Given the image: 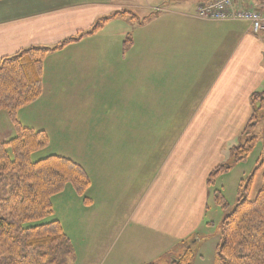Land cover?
I'll return each instance as SVG.
<instances>
[{
    "label": "rangeland",
    "instance_id": "374dc122",
    "mask_svg": "<svg viewBox=\"0 0 264 264\" xmlns=\"http://www.w3.org/2000/svg\"><path fill=\"white\" fill-rule=\"evenodd\" d=\"M64 1L110 3L115 7L117 5L119 10L130 13L135 19L131 20L129 16L125 20L112 19L100 35H86L81 44L86 47V52L66 51L48 57L53 53L51 52L45 57L40 97L16 114L21 126L43 131L48 137V145L34 153L32 161L58 155L81 164L89 174L93 171L95 177L94 187L90 189V181V187L84 195L89 200L88 203L84 204L83 198L76 195L70 186L55 197L71 190L84 207H89L92 204L89 192L97 191L106 208L110 204L111 207L120 205L130 209L141 199L146 210L144 216L147 218L139 225L144 240L153 242L159 239L161 242L168 240L167 231L182 233L191 229L182 240L193 250L191 264H216L220 225L233 209L239 185L241 195H246L250 200L255 198L262 186V170L256 168L264 144V117L256 111L257 106L247 101L245 86H240V90L236 88L239 82L245 80H235V86L230 85L229 80H226L227 83L221 81L218 90L212 89V80L208 78L195 80L194 83H190L191 80H160L162 70L160 73L155 66L146 68L144 65L141 47L148 32L157 28L154 24L146 29L153 17L162 15L165 9L167 12H183L184 10L177 8L180 5L185 10L188 6L191 9L193 5L190 2L197 0L50 2L56 6ZM16 8L17 4L12 2L0 3V11ZM19 9H23V5ZM96 48H100V52H93ZM82 55L90 56L87 58L90 62L88 66L80 67L86 62ZM259 68L261 74L264 73V58H261ZM248 82L252 84L251 86L248 83V90L253 87L255 93L264 92V80ZM209 87L210 94L208 98L205 97L207 100L203 101L202 108H198L202 103L199 101L201 93ZM232 90L239 92L234 93ZM232 93L234 94L229 95ZM162 95L165 96L164 100L161 99ZM177 96L181 99L177 100ZM252 114L257 117L253 130V135L257 137L256 147L246 161L232 166L230 150L243 144L246 137L242 131ZM165 128L166 131L160 133ZM113 131L115 141L112 146H118L124 142V138L132 141L133 138H127L128 135L142 138V146L127 148V152H123L127 156L132 179L127 176V172L107 182L104 180L117 168H125V161L119 157V149H93L96 144L108 140L107 134L103 135V132L111 134ZM14 136L15 129L9 116L0 111V142H6ZM125 145L126 143L120 146ZM114 151L116 153L113 156ZM108 153L112 157L111 166L107 175L103 176L104 163L96 165L94 160L101 159L103 154V160H106ZM148 156L150 162L147 174L140 176V163ZM219 165H231L232 168L230 172L215 179L213 188L207 187L203 182L205 176ZM99 169L102 173L99 171L97 175ZM132 169L139 171L138 180H134ZM250 178L251 183L247 189ZM144 181H147L149 188L143 194L141 188ZM181 185L183 188H179ZM188 188L191 193L190 200H186L185 190ZM214 190L221 192L227 204L226 208L213 202ZM176 206L187 208L183 214L184 219L180 214L173 218V208ZM58 211L57 207H53V218L58 217ZM171 218L174 219L172 224ZM51 220L53 219L50 216L44 222ZM126 226V232L136 227L129 222ZM156 230L165 234L161 236L156 233V239H151ZM183 247L176 246L170 257L165 258V263L162 261L161 264H172V258H176Z\"/></svg>",
    "mask_w": 264,
    "mask_h": 264
},
{
    "label": "crops",
    "instance_id": "0c3cea01",
    "mask_svg": "<svg viewBox=\"0 0 264 264\" xmlns=\"http://www.w3.org/2000/svg\"><path fill=\"white\" fill-rule=\"evenodd\" d=\"M50 1H0V3L12 2L15 5L17 4V8L14 10L0 11V59L14 56L20 50L31 46L54 47L65 39L76 38L78 34L88 32L99 19L109 18L114 13L123 11V9L119 10L117 5L115 7L110 3L104 2L68 3L64 1L62 4L58 3L53 6ZM199 1L190 2L193 5L191 9L190 6L185 7L187 10L181 5L177 7L184 10L183 12H167V9H165L164 12L162 11V15L153 17L152 22L147 25L146 29L154 24H156L157 28L148 32L143 39L141 47L144 65L146 68L155 66L160 73L162 70L160 76L162 78L160 80H191L189 82L194 83L195 80L208 78V80H212V89L217 88L218 90H220L221 81L227 83L226 80H229L230 85L235 86L237 83L235 80H245V82H239L236 88L240 90L239 87L244 85V90L247 92L245 93L246 99L250 101V96L255 92L253 87L248 90V83L252 86L251 82L248 81L264 80V73L261 74L259 68L261 58H264V37L258 38L254 36L248 23L198 19L195 15V7ZM22 5L23 9H19ZM127 17L116 16L109 19L101 30L94 33L96 35H92L97 36L103 33L112 19L125 20ZM84 37L78 38L76 42H73L63 50L49 54L48 57L66 51L79 50L80 53L86 52V47L81 46ZM99 49L96 48L93 52H100ZM84 54L86 55V53ZM85 55H82V58ZM87 58H90V56L84 58L86 62L82 63L80 67L90 64ZM77 64L80 65V62ZM129 66L131 67V63ZM192 80L194 81L192 82ZM209 90L210 87L204 93H201L199 101L202 103L198 108H202L204 105L203 101L207 100L208 94H210ZM232 92L238 93L239 91L232 90ZM206 96L207 98H205ZM176 98L177 100L181 99L178 96ZM161 99L164 100L165 96L162 95ZM198 108H196V111H198ZM196 111L194 113L197 116ZM165 131L166 128L161 130L160 133ZM114 132L111 134L103 132V135L107 134L106 138L108 140L96 144L93 148L119 149V157L125 161V168L114 170L112 174L104 179L105 182L117 178V175L123 176L127 172V176L132 179V171L129 169L127 156L124 153L127 152V148L142 146V138L136 135L127 136V138H133L132 141L122 137L121 140L123 139L124 142H121V144L126 143L124 147L120 146L121 144L112 146L113 141H115ZM101 143L104 145H99ZM145 147L148 148L146 144ZM115 153L114 151L113 156ZM104 157L105 154L99 160L93 159L96 161V165L104 163L103 176L107 175L111 166L110 161L112 160L109 153L106 160H103ZM149 162L150 158L148 156L140 163V168L138 169L141 172L140 176L143 173L147 174L146 170ZM163 163L162 165H164ZM84 169L86 170V167ZM89 170L92 171L94 169ZM138 170H133L134 180L140 178L137 175L139 173ZM99 171L102 173V170L99 169L96 172L97 175H99ZM86 173L90 178V189H92L95 181L94 172L92 171L89 174L86 171ZM144 182L141 188L143 194L149 188L147 181ZM183 185L179 188H183ZM106 186L108 187L107 183ZM185 192L186 200H190V189H186ZM89 193H91L90 200L92 202L89 207H84L71 190H67L53 199L54 209L56 207L59 209L58 217H55V219L60 222L74 250L75 257L72 264H108V262L111 264L153 263L166 255L170 257L171 252L191 230L182 233L167 231L168 240H162L161 242L155 238L156 233L161 236L165 233L156 230L151 238L156 240L149 242L144 240L141 227L139 226L142 225L143 221L147 220L144 216L146 210L141 204V199L131 209L120 205L111 207L110 204L106 208L104 202L99 199V192ZM139 196L140 193L138 198ZM186 209L174 207L173 218L179 214L183 217ZM188 210L190 211V209ZM127 222L136 226L130 232H126ZM173 222L174 219L171 218V224ZM148 238L149 236H147Z\"/></svg>",
    "mask_w": 264,
    "mask_h": 264
},
{
    "label": "trees",
    "instance_id": "16d2710c",
    "mask_svg": "<svg viewBox=\"0 0 264 264\" xmlns=\"http://www.w3.org/2000/svg\"><path fill=\"white\" fill-rule=\"evenodd\" d=\"M116 16L135 19L130 13L119 11L99 19L77 38H68L54 47L31 46L0 59V111L7 113L15 129L12 139L0 142V264H69L75 257L60 222L53 218L52 199L70 186L87 204L89 200L84 195L90 179L80 165L58 155L32 161V155L48 145V137L43 131L21 126L16 114L40 97L42 64L49 53L98 32ZM250 101L264 117V92L253 93ZM256 124V114H252L242 131L246 137L243 144L230 150L232 166L246 161L256 147ZM232 166L213 168L205 185L213 188L215 179L230 172ZM256 169L262 170L261 189L250 200L241 195L239 185L233 209L220 225L216 264H264V144ZM213 202L227 207L218 190L213 191ZM50 216L53 220L44 222ZM183 245L186 243L181 241L177 247ZM183 248L172 258V264H191L193 250L187 245ZM165 258L167 255L149 264L165 263Z\"/></svg>",
    "mask_w": 264,
    "mask_h": 264
},
{
    "label": "built area",
    "instance_id": "2783aa9c",
    "mask_svg": "<svg viewBox=\"0 0 264 264\" xmlns=\"http://www.w3.org/2000/svg\"><path fill=\"white\" fill-rule=\"evenodd\" d=\"M196 15L201 20L247 22L255 35L264 34V0H205Z\"/></svg>",
    "mask_w": 264,
    "mask_h": 264
}]
</instances>
